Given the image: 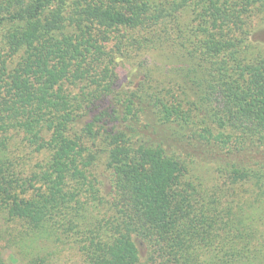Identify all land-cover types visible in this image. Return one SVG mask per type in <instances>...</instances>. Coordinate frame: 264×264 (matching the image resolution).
Returning <instances> with one entry per match:
<instances>
[{"label": "trees", "instance_id": "obj_1", "mask_svg": "<svg viewBox=\"0 0 264 264\" xmlns=\"http://www.w3.org/2000/svg\"><path fill=\"white\" fill-rule=\"evenodd\" d=\"M260 31L264 0H0L9 259L264 264Z\"/></svg>", "mask_w": 264, "mask_h": 264}, {"label": "rangeland", "instance_id": "obj_2", "mask_svg": "<svg viewBox=\"0 0 264 264\" xmlns=\"http://www.w3.org/2000/svg\"><path fill=\"white\" fill-rule=\"evenodd\" d=\"M256 36L264 38V32L260 31L256 34ZM165 48L169 49L166 44ZM166 49L159 48L157 46L151 47L150 49L143 50L142 53L138 57H136V59H117V73L120 83L124 86L132 85V83L134 82V76L139 70L138 67L136 68L137 61L139 60L145 62L148 65L154 63V61H156L160 65L164 64L166 62L165 56H169V53L168 51H166ZM38 248L43 249L47 253L46 258L48 256L50 264H79V259L75 257L73 250L68 249L67 245H51L49 243H46L45 241H42L38 244ZM56 250L57 252H55ZM0 253L3 255L5 264H14L9 259V250L5 247V242L2 239L0 240ZM64 259L69 260L65 261ZM63 261L65 262L62 263Z\"/></svg>", "mask_w": 264, "mask_h": 264}]
</instances>
